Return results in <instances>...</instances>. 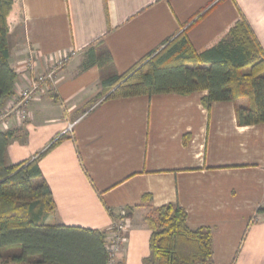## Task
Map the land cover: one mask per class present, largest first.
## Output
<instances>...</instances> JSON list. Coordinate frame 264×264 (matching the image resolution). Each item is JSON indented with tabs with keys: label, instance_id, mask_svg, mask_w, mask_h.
<instances>
[{
	"label": "crops",
	"instance_id": "crops-1",
	"mask_svg": "<svg viewBox=\"0 0 264 264\" xmlns=\"http://www.w3.org/2000/svg\"><path fill=\"white\" fill-rule=\"evenodd\" d=\"M21 5L8 36L15 92L0 131L13 133L10 165L64 138L39 162L56 204L47 224L104 231L107 245L121 236L114 264H144L146 217L174 204L189 228L212 229L213 264H264V124L239 125L232 102L205 107L207 91L100 100L78 118L101 92L97 66L86 63L91 47L105 45L121 75L182 32L199 51L245 18L264 50V0ZM40 76L31 102L16 107Z\"/></svg>",
	"mask_w": 264,
	"mask_h": 264
},
{
	"label": "trees",
	"instance_id": "trees-1",
	"mask_svg": "<svg viewBox=\"0 0 264 264\" xmlns=\"http://www.w3.org/2000/svg\"><path fill=\"white\" fill-rule=\"evenodd\" d=\"M21 13V0H0V109L15 92L8 36ZM86 59L99 68L103 100L207 91L205 107L232 102L239 125L264 124V50L245 18L199 51L182 32L121 75L105 45L91 47ZM12 136L0 131V264H108L106 232L46 222L56 204L39 162L64 138L34 159L10 165ZM146 222L151 257L144 264H213L212 229L189 228L179 205L155 209ZM14 247L20 252L8 250Z\"/></svg>",
	"mask_w": 264,
	"mask_h": 264
},
{
	"label": "built area",
	"instance_id": "built-area-1",
	"mask_svg": "<svg viewBox=\"0 0 264 264\" xmlns=\"http://www.w3.org/2000/svg\"><path fill=\"white\" fill-rule=\"evenodd\" d=\"M62 62H60V66H62ZM35 66H36V63H35V61H30L29 63H28V65H27V68L28 69H34L35 68ZM49 77H51L50 75H49ZM47 79V77H45V76H40L39 77V80L37 81V82H35V83H32V85L29 87V88H27V89H25L23 92H22V94H21V97H20V99L18 100L17 99V103H16V107H21V106H27L30 102H31V100H32V98H33V96H32V94H33V92L35 91V90H37L38 88H39V86L43 83V82H45V80ZM16 110H18V109H16ZM18 115L20 116V117H22V118H24L25 117V114L22 112H20L19 113V111H18ZM1 121V120H0ZM72 129V126L69 128V131ZM123 241H124V239H122V237L121 236H118L115 240H113L110 244H106V249H107V251H108V253H109V256H110V260H109V263L108 264H114V262H113V259H114V256L117 254V253H119V252H121V249H122V243H123Z\"/></svg>",
	"mask_w": 264,
	"mask_h": 264
},
{
	"label": "rangeland",
	"instance_id": "rangeland-1",
	"mask_svg": "<svg viewBox=\"0 0 264 264\" xmlns=\"http://www.w3.org/2000/svg\"><path fill=\"white\" fill-rule=\"evenodd\" d=\"M98 68V67H97ZM99 70V68H98ZM100 75V73H99ZM101 89V86H100ZM24 91V90H23ZM22 91V92H23ZM102 91V89H101ZM22 92L19 94V96H17L15 99L19 100L21 97ZM33 96V94H32ZM105 98L104 94H101V92L97 95V97H95L86 107L85 109H83V111L78 115V118L83 116V114H85L88 110H90L93 106H95L100 100H103ZM11 100V99H10ZM10 100L8 101L7 105L5 106V108L0 109V128L4 125H2V122H4V119L6 118L5 116H7L9 114V112L11 111V107H10ZM3 110V112H1ZM8 250L14 251V252H20V248L19 247H14V248H9Z\"/></svg>",
	"mask_w": 264,
	"mask_h": 264
}]
</instances>
